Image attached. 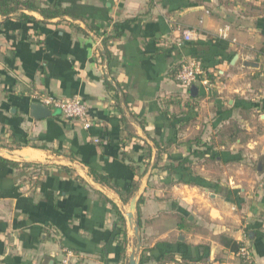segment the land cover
<instances>
[{
	"label": "crops",
	"instance_id": "1",
	"mask_svg": "<svg viewBox=\"0 0 264 264\" xmlns=\"http://www.w3.org/2000/svg\"><path fill=\"white\" fill-rule=\"evenodd\" d=\"M35 1L61 17H0V264H129L134 199L136 264H245L221 237L264 264V0ZM40 95L94 126L32 119Z\"/></svg>",
	"mask_w": 264,
	"mask_h": 264
},
{
	"label": "built area",
	"instance_id": "2",
	"mask_svg": "<svg viewBox=\"0 0 264 264\" xmlns=\"http://www.w3.org/2000/svg\"><path fill=\"white\" fill-rule=\"evenodd\" d=\"M176 30L180 33V40L177 41V45H181L185 42L194 40L196 31L188 28L176 27ZM202 70L198 63L190 61L180 65L176 73V81L186 90H189L193 86L209 87L210 83L207 79L202 77ZM36 100L39 104L47 107L48 109L58 110L62 116L74 121L80 125V127L88 131L94 126L88 112L86 105L79 99H57L50 96L40 95L36 96ZM98 143V140H95ZM245 264H256L251 251L241 244L240 249L235 253ZM71 252H66L62 260V264H70L73 259Z\"/></svg>",
	"mask_w": 264,
	"mask_h": 264
},
{
	"label": "trees",
	"instance_id": "3",
	"mask_svg": "<svg viewBox=\"0 0 264 264\" xmlns=\"http://www.w3.org/2000/svg\"><path fill=\"white\" fill-rule=\"evenodd\" d=\"M25 12L29 13H36L38 14L44 23L46 21L56 19L61 17L60 11L56 7H50V6H43L40 3L36 2L35 0H0V17L3 18L4 20H8L12 17H16L20 22H27L29 20H33L31 16H28L25 14ZM120 36V32L116 30V25L114 26V34L113 36L106 37L105 39L102 40V46H103V52L105 53V56L107 55L108 52V42L110 40H114ZM106 88L108 90H111L117 94V91L114 87L110 85L109 82L105 81ZM14 166H17L15 163H10ZM24 168L28 167H33V168H39L38 165H33V164H27L24 163L22 164ZM132 195V190H130L127 194V199H129ZM140 200L137 202L136 210L138 211V204ZM123 221V218H121ZM137 223V222H136ZM138 225V224H137ZM123 236L125 237V231L122 232ZM221 244L227 248L229 251L233 253H237L238 250L241 247V244L226 238V237H221L220 238ZM141 264V261H139Z\"/></svg>",
	"mask_w": 264,
	"mask_h": 264
},
{
	"label": "water",
	"instance_id": "4",
	"mask_svg": "<svg viewBox=\"0 0 264 264\" xmlns=\"http://www.w3.org/2000/svg\"><path fill=\"white\" fill-rule=\"evenodd\" d=\"M237 60V56L233 58L232 63H234ZM244 66L248 67V68H257L258 66L256 64L253 63H244ZM197 89L195 87H191L190 88V94L191 95H195L196 94ZM29 115L32 119L34 120H44L47 118H50L52 113L50 111V109H48L47 107L39 104V103H33L30 105L29 107ZM136 210V201L135 199L131 201L130 206H129V211L125 212L126 218H127V222L130 226L133 225V233L134 236L137 239V247L134 251L131 252L130 256H129V264H136V254L138 253L139 250V236H138V225L137 223L133 220V213Z\"/></svg>",
	"mask_w": 264,
	"mask_h": 264
}]
</instances>
